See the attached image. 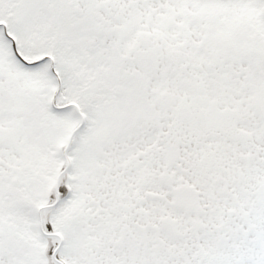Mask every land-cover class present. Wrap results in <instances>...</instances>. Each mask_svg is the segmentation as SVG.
<instances>
[{"label": "snow or ice", "instance_id": "snow-or-ice-1", "mask_svg": "<svg viewBox=\"0 0 264 264\" xmlns=\"http://www.w3.org/2000/svg\"><path fill=\"white\" fill-rule=\"evenodd\" d=\"M0 264H264V0H0Z\"/></svg>", "mask_w": 264, "mask_h": 264}]
</instances>
